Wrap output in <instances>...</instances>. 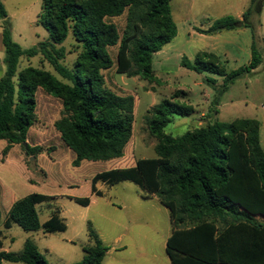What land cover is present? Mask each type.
I'll list each match as a JSON object with an SVG mask.
<instances>
[{
  "label": "trees",
  "instance_id": "obj_1",
  "mask_svg": "<svg viewBox=\"0 0 264 264\" xmlns=\"http://www.w3.org/2000/svg\"><path fill=\"white\" fill-rule=\"evenodd\" d=\"M172 1L43 0L37 23L48 30L49 39L25 49L14 41L8 12L0 0L6 66L0 77V140L8 143L3 154L14 145H20L29 157L42 150L28 143L30 129L37 121V93L42 89L62 103L61 117L54 125L62 142L75 154L73 165L122 158L133 134L136 101L132 95H120L108 88L104 72L115 65L119 74L159 84L153 56L177 35ZM263 7L264 0H251L242 19L224 16L199 31L213 35L250 28L251 60L247 65L228 72L218 56L207 52H199L193 62L182 59V66L189 70L223 79L212 106L220 105V97L240 76L264 62V39L259 35ZM124 15L125 26L120 32L113 19ZM68 39H72V51L65 45ZM114 47L116 61L110 51ZM72 53L73 62L68 64L67 56ZM38 55L59 77L33 66L19 70L22 58ZM185 93L177 90L147 112L149 132L158 141L157 157L96 174L92 193L103 195L96 188L99 181L109 186L131 181L141 188L144 198L156 197L170 213L172 230L166 253L171 264H264L261 122L215 121L174 137L165 132L166 128L176 117H190L196 112L192 104L178 100ZM52 199L33 193L15 201L5 219V229L18 224L28 232H65L67 224L58 209L50 219L40 221L36 205ZM71 199L84 207L91 203L90 198ZM88 240L84 256L73 264H103L108 249L90 222ZM4 261L49 264L32 240H26L19 254L0 250V264Z\"/></svg>",
  "mask_w": 264,
  "mask_h": 264
},
{
  "label": "rangeland",
  "instance_id": "obj_2",
  "mask_svg": "<svg viewBox=\"0 0 264 264\" xmlns=\"http://www.w3.org/2000/svg\"><path fill=\"white\" fill-rule=\"evenodd\" d=\"M2 2L8 12L13 39L21 47L28 49L49 39L48 30L37 23L43 0ZM221 2L226 3L225 6L214 15H232L236 0ZM179 3V0H173L171 5L177 20L181 18ZM206 21L202 19L200 22L204 24ZM113 22L122 32L125 15L113 19ZM1 33L0 22V43ZM259 35L264 39V25L259 29ZM72 43V39L65 43L69 51H72ZM110 51L116 61L117 47ZM74 55L67 56L68 64L73 62ZM4 57V49H0V77L6 70ZM223 64L228 72L238 66L233 61ZM27 66L48 70L59 77L40 55L31 59L22 58L19 70ZM174 72L171 76L156 72L160 78L159 84L150 83L139 76L119 74L115 65L104 72L108 88L120 95H132L136 101L132 138L126 147L125 157L115 161H83L79 166L73 165L71 155L74 154L63 145L54 125L61 117L62 103L42 89L38 91L37 121L30 130L29 143L41 147L40 153L29 157L25 149L16 145L4 155L8 143L0 140V242L3 244L0 250L19 254L26 240H32L49 264H73L82 259L84 247L89 243L90 222L96 232L102 234L101 239L108 249L103 264H171L166 253V241L172 230L170 213L156 197H141L142 190L135 183L123 181L109 186L99 181L96 188L103 195L97 196L96 201L88 207L77 204L67 196L91 198L92 179L96 174L131 166L138 159L156 158L155 146L158 141L149 132L147 112L163 99H170L177 90L186 92L178 100L192 104L196 112L190 117H176L166 128L167 134L180 137L189 130L215 121L229 123L235 119H257L261 122V144L264 146V62L253 72L240 76L229 87L220 97L219 108L212 106L211 102L218 96L223 80L206 72L191 70L177 76ZM212 81H215V85ZM202 112L205 116H200ZM24 165L29 168L28 171ZM33 193L55 198L36 205V210L41 222L50 219L57 209L60 210L68 226L65 232H28L18 224H12L9 230L5 229L4 222L10 207L6 203V194L19 200ZM118 236L122 237L121 241H116ZM123 246L126 248L116 252ZM3 264L24 263L4 261Z\"/></svg>",
  "mask_w": 264,
  "mask_h": 264
},
{
  "label": "crops",
  "instance_id": "obj_3",
  "mask_svg": "<svg viewBox=\"0 0 264 264\" xmlns=\"http://www.w3.org/2000/svg\"><path fill=\"white\" fill-rule=\"evenodd\" d=\"M179 2H180L179 5L181 10L180 12L181 18L177 20L172 12L173 19L177 25V35L170 43L166 44L159 52L154 54L153 69L155 70V72L160 71L165 73L167 76H171L172 72L175 71L174 74L177 76L180 75L181 72L186 73L188 71H191L188 68L182 66V59L185 57L188 59V61L193 62L196 55L199 52H207L214 54L218 56L221 59V61L224 63L226 62L230 63L231 61H233L234 63L238 64V66H236L234 70L242 67V65L245 66L250 62L251 45H252V31L250 28L241 27L235 30L222 31L220 33L213 35H207L199 32L200 30H207L208 28H210V26L215 20L222 18L224 16H228V14H222L220 16L214 15L216 11L223 9L226 3L224 4L223 2H221V0H179ZM250 2L251 0H236V5L234 6L235 10H233L234 12L231 13L232 14L231 16L237 19H242L244 12L248 9L250 5ZM263 15H264V7L261 16L262 26L264 25ZM202 19H207V21L203 24L202 22H200ZM1 43H2V33H1ZM1 43H0V49L3 51L4 46L3 44L1 45ZM157 77L159 78V76ZM219 79L221 81L223 80L221 77H219ZM200 116H205L204 112H202ZM28 143H29V137H28ZM29 145L37 146V145H31L30 143ZM63 145L65 146L64 143ZM13 147H16V145L12 146L11 148ZM71 157L74 160L75 154L74 156L71 155ZM124 157L125 155L117 160H121ZM131 166H127V167H131ZM122 168H126V167H122ZM24 169L26 171L29 170V168L26 167L25 165H24ZM67 197L69 199L79 198L74 196H67ZM96 197L97 196L92 193V196L90 198L91 200L90 205L96 201ZM141 197H143V192L141 193ZM15 201H17L15 198H12L11 195L6 194V203L10 205V207L8 208V212ZM60 215L66 222V219L62 216L61 211H60ZM37 232H42L43 234H45L43 231H37ZM99 236L101 238L102 234H100ZM121 238H122L121 236H118L116 238V241H121ZM125 248L126 246H123L122 249L120 248L116 250V252H121Z\"/></svg>",
  "mask_w": 264,
  "mask_h": 264
},
{
  "label": "water",
  "instance_id": "obj_4",
  "mask_svg": "<svg viewBox=\"0 0 264 264\" xmlns=\"http://www.w3.org/2000/svg\"><path fill=\"white\" fill-rule=\"evenodd\" d=\"M24 146L27 147V143H25Z\"/></svg>",
  "mask_w": 264,
  "mask_h": 264
}]
</instances>
